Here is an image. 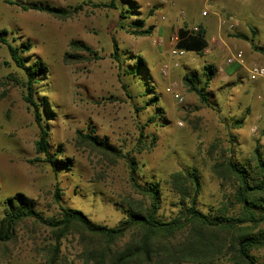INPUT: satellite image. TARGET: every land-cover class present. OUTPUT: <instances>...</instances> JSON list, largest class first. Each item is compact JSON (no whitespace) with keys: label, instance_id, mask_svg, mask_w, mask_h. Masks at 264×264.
Here are the masks:
<instances>
[{"label":"rangeland","instance_id":"1","mask_svg":"<svg viewBox=\"0 0 264 264\" xmlns=\"http://www.w3.org/2000/svg\"><path fill=\"white\" fill-rule=\"evenodd\" d=\"M6 1L49 5L69 16L23 11ZM175 1L0 0V30L9 33L10 43L28 45L24 56L47 67L34 98L43 112L50 154L71 161V166L54 170L36 152L39 129L24 101L26 77L0 44V218L5 199L19 193L45 219L58 218L66 207L94 224L114 228L124 218L123 200L140 199L129 180V159L137 164V183L160 185L159 216L164 220L180 208L169 177L189 169L200 178L198 210L237 212L232 188L212 168L228 157L246 163L256 146L264 158V100H257L262 85L246 78L251 64L264 65V52L253 49H264V0H240L234 31L218 30L219 40L203 54L186 53L179 59L170 54L173 38L180 27L191 26L184 20L195 19L191 10L182 18ZM122 9L129 12L126 20L120 18ZM140 21L150 35L131 34L130 26ZM210 37L208 32V42ZM72 41L80 47L71 46ZM234 50L243 51V66L225 64ZM136 56L144 68L135 76L126 74ZM205 66L215 70L206 90L208 104L185 81L194 77L196 86L202 85ZM150 97L157 98L148 106ZM79 134L96 137L116 152L103 153ZM54 240L49 227L26 219L10 242L0 243V264H46ZM59 250L60 263L87 264L78 235L61 238ZM257 254L264 258V249Z\"/></svg>","mask_w":264,"mask_h":264},{"label":"trees","instance_id":"2","mask_svg":"<svg viewBox=\"0 0 264 264\" xmlns=\"http://www.w3.org/2000/svg\"><path fill=\"white\" fill-rule=\"evenodd\" d=\"M5 3L18 6L23 11H39L56 18L64 19L69 16L66 10L49 5L12 1ZM111 6L115 8L113 2ZM126 13L129 14L122 9L120 18L128 19ZM121 28L125 26L122 25ZM129 29L135 36H148L151 33L150 28H144L143 21L135 23ZM8 37L6 30H0V44L6 47L10 59L26 77L24 101L31 108L39 129L35 150L44 155V162L54 170L57 167L67 168L71 166L70 160L50 154L43 112L34 98L35 85L41 76L47 75V67L39 59L24 56L29 51L28 45L18 47L10 43ZM70 45L80 47L73 41ZM175 46L186 53L201 55L208 42L202 29L197 35L186 36V27H180ZM253 49L264 52L263 48L253 46ZM113 50L117 55L116 45ZM130 60L133 64L125 68L124 72L135 76L144 68V62L140 56ZM214 75L215 70L211 66H205V80L200 86H196L199 81L194 77H185L187 86L203 104H208L206 90ZM144 93L147 95L146 91ZM155 98L157 97L148 99V106L155 104ZM79 136L91 146H97L103 153L116 152L96 137L89 134ZM136 165L133 159L128 160L131 187L140 199L123 200L120 206L124 218L116 227L94 224L79 210L66 207H61L58 218L45 219L34 209L31 201L18 193L5 199L3 203L0 243L10 242L14 238L15 228L19 223L34 219L49 227L55 237V243L48 251L46 264H63L59 257L60 239L68 235H78L87 264H264V258L257 254L264 249V158L259 146L254 148L251 159L246 163H239L233 157H228L215 163L212 168L221 183L232 188L231 195L238 209L231 215L223 207L214 214L198 210L196 200L200 192V178L194 169H189L172 173L168 180L180 206L178 214L169 220L160 218V185L137 183L134 178Z\"/></svg>","mask_w":264,"mask_h":264},{"label":"built area","instance_id":"3","mask_svg":"<svg viewBox=\"0 0 264 264\" xmlns=\"http://www.w3.org/2000/svg\"><path fill=\"white\" fill-rule=\"evenodd\" d=\"M204 4V8L200 11V15L202 17H206L208 15L207 10V4L210 0H201ZM181 16H184V13L181 12ZM238 22L235 19L228 18V17H221L219 16L217 27L218 30H224L227 32H232L237 27ZM201 31V27L198 25L186 27V36H192L197 35ZM174 46L171 48L170 54L175 58H182L185 56L186 52L182 49L176 48L175 44L177 42V35L175 38H173ZM212 43H215L214 40L211 41ZM225 64L227 66H233V65H244V53L242 50H234V52L230 53L229 56L225 59ZM221 71V69H220ZM163 74H166V71H163ZM246 78L249 82H256L261 81L262 87L260 93L257 95V100L262 102L264 100V65L253 63L247 68V75ZM172 89V88H171ZM170 88L167 89V91L171 90ZM175 99L178 102L182 101V98L178 95H174ZM252 132L256 131V127H253L251 129Z\"/></svg>","mask_w":264,"mask_h":264},{"label":"crops","instance_id":"4","mask_svg":"<svg viewBox=\"0 0 264 264\" xmlns=\"http://www.w3.org/2000/svg\"><path fill=\"white\" fill-rule=\"evenodd\" d=\"M176 2L178 3L177 4L178 7L181 8L180 12L184 13V16L183 17L181 16L182 18L186 16V13L188 11L190 10L193 11L192 16L194 17L195 20L189 21V23L184 20L185 23L191 26H195V25L200 26L201 29L205 32V38L208 32L211 33L212 37H210L209 42L207 41L208 44H211L212 40H214L215 42L219 40L218 36L216 37V35L219 34V31L218 28L217 30H215V26H217L218 18L221 15V13L232 14L228 18L236 19L235 18L236 13L240 10V0H210L207 4L208 15L206 17H202L200 15V11L204 8V4L202 3L201 0H176L174 2V5ZM262 7L264 8V3ZM182 22L183 21H181V23ZM256 82H261V81H256ZM256 82H250V83L255 84Z\"/></svg>","mask_w":264,"mask_h":264}]
</instances>
